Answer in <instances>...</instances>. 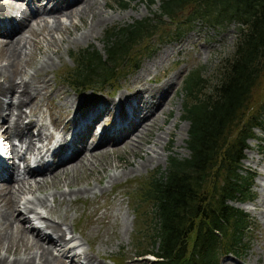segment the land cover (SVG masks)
Instances as JSON below:
<instances>
[{"label":"rangeland","instance_id":"rangeland-1","mask_svg":"<svg viewBox=\"0 0 264 264\" xmlns=\"http://www.w3.org/2000/svg\"><path fill=\"white\" fill-rule=\"evenodd\" d=\"M161 1L153 0V4H149L147 0H129L127 6L122 8L119 6V0H100V5L98 6L100 7L99 12L102 13L103 17L107 16L110 20H107L108 22H105L102 27L94 28L86 41L84 39L83 41L75 40L73 37L77 36V34L79 35L80 31L87 28L89 23L88 19L91 16L88 14L81 18H73L70 26L69 24H67L68 26L66 25V30L54 32L53 36L56 39L59 37L62 38V41H57L49 47L41 39L42 35L37 36L38 33L33 32L38 37L39 43L29 40L25 49L27 61L19 62V68L21 67L22 70L30 74L33 72V67L40 60L43 49L45 51L48 50V53L54 59L53 69L51 68L47 71V77L50 79V91L48 95H45V89L42 91L44 97L40 101L29 103V106L38 115V118H35L37 120L33 126L34 128L30 129L31 133L34 134V132H38L37 130L39 129L41 120L47 123L46 125L49 131H53L52 125L54 122L55 124H57V121L61 122L64 118L62 116L66 112L70 113V118L74 113L71 107V100H69L70 98H80L85 94L97 100L102 97L110 100L118 99L120 93L130 94V86L136 82L133 79L139 74L141 69L150 61L157 59L159 56L162 57L163 52H169L170 54L167 58H163L164 60L160 65H151L150 63L147 68L148 73L143 72L142 76L139 77V80L149 83V81H152V77H155V81H160L164 77L170 78L175 75L177 76V84L174 88L175 95H171L172 97L169 98V101H171L169 106H165L164 111L167 108L168 112H165L164 115H159L157 117V124L154 127H150V130L146 132L145 136L139 140L142 150H148L151 155L156 156L153 162H150L146 167H138L134 170V165L141 164L146 156L143 154V151H134L136 148L132 147V145L135 143L134 141L137 137H134L133 134L127 141L125 140V142L129 143L122 144L123 146L119 147L117 149L118 151L116 150L113 153L105 155L101 154L96 157L97 159L94 158L92 160L94 166L92 164L82 166L74 170L73 173L69 170L72 166L69 164L66 166V169L69 170L66 177L72 181L71 188H76L77 186L86 187L88 190L86 189L83 194L80 193L77 196L63 199L60 192L66 191L68 188L65 184H59L57 186L55 181L53 183L50 181L46 182L38 189L33 187V191L31 190L29 192L25 190L18 194L24 200H32L31 205L42 214H45V209L40 204H36L37 200L35 199L48 197L47 204L49 207H55L61 217L63 215L66 216L64 226L67 228V232L71 231L72 233L66 234V236L68 235L67 238L73 236L76 239L73 242L75 241V244L79 245L75 251L87 252L91 257L94 256V259L90 263L80 259L84 264H97L98 262L101 264H142L144 261L151 259V256L145 258L138 257L141 251L151 248L149 239V234L151 233V214L150 205L138 199L137 189L141 181L150 174L166 169L169 156L186 157L189 154V150L186 147L189 122L182 120L183 106L188 99L183 91L186 75L193 70H199L205 86L204 91L208 93L213 92V87L217 85L223 70L226 68L227 62L232 59L236 49L238 38V24L236 22L227 23L221 27H212L198 22L195 23L192 30L182 34L180 38L173 39L171 35L174 27L180 26L183 23L181 21L183 18L176 17L175 22L164 19V34L168 37L163 38L162 43L158 42L161 37L159 36L160 33L152 37V39L143 40L140 48L135 50L130 58L131 63L124 61L119 65L115 72L117 78L114 82H108L100 86V88L89 90H75L70 87L66 74L74 67L73 60L71 59L73 53L79 49L93 46L101 54H104L103 36L107 30L113 27L124 26L132 23L134 20H141L146 17L155 18V13L158 14V7ZM102 2L105 3L104 6ZM28 5L29 7L32 6L31 3ZM65 21L67 22L68 20ZM31 24L34 25L32 22ZM42 34H45L44 31H42ZM25 35L28 36V33ZM20 36L22 35H18V38ZM149 49L152 52L149 55L142 56L139 60L138 67L131 69L130 66L133 61L143 51ZM53 51H58L59 54H54ZM0 63L3 65L6 64L2 59H0ZM59 87H62V90L66 91L67 102L59 97V92L56 91ZM261 105H264V65L258 86L252 92L251 107L249 112L246 113L247 116L252 115L254 112L259 115L258 109ZM23 110L29 114V108L27 106H23ZM246 119L247 117L245 116ZM45 131L43 130V132ZM169 131H171V134L168 136ZM246 143L248 147L244 151L245 157L242 159L241 164L243 169L249 170L255 175L251 186L253 196L251 200H247L245 203L241 204L235 201L231 204L248 214L249 228L240 239V248L234 253H226L223 250L218 251V264H223L226 260L246 263L250 259L254 262L257 258L256 256L264 252V245L259 244L261 240L260 236L264 230L261 215L258 210V208L264 210V205L263 207L257 206L261 204V198L264 196V190L261 187L262 185L264 186V180L260 177L261 174H264V125L261 128H254L253 138L248 139ZM103 166H108V168L104 169L105 167L103 168ZM132 170L133 172H131ZM123 171L127 172L128 175L125 176L122 174ZM113 173L118 174L117 179H109V175ZM34 177L37 181L40 180V176ZM27 181L29 183L34 182L32 177L31 179H27ZM54 193L56 196L53 200L50 195ZM40 201L43 200L40 199ZM21 210V213L24 214L23 217L33 215V213H27L24 206ZM107 214L110 215L108 216ZM53 219L59 220L61 218L53 215ZM122 222L125 223L127 228L121 227ZM44 225H47V223ZM44 231L46 232L47 230ZM44 231L41 230V234L45 233ZM51 235L54 236L53 234ZM28 238L30 239L31 237L28 236ZM70 244L72 245L73 243L71 242ZM3 247V244L0 245V254L4 253ZM53 253L56 256L58 255V251H54ZM72 253L73 250L66 252L67 257L65 261L67 263ZM12 257V255H9V258ZM259 260L258 264L262 262L261 259Z\"/></svg>","mask_w":264,"mask_h":264},{"label":"trees","instance_id":"trees-1","mask_svg":"<svg viewBox=\"0 0 264 264\" xmlns=\"http://www.w3.org/2000/svg\"><path fill=\"white\" fill-rule=\"evenodd\" d=\"M119 1L122 8L129 2ZM155 14L107 30L104 54L93 46L73 53L67 81L75 90L114 82L119 65L131 63L143 40L160 33L162 43L168 37L164 19L183 18L174 27L173 39L198 22L212 27L238 24L236 49L213 92L204 91L199 70L186 75L183 91L188 99L182 120L189 122L188 156H169L166 169L150 174L137 189L138 199L150 205L151 214V248L138 257H154L142 264H218V251L234 253L249 228L248 214L231 203L242 204L253 196L255 175L243 169L241 161L253 129L264 125V105L259 106V115L246 114L264 65V0H162ZM143 52L131 69L152 50Z\"/></svg>","mask_w":264,"mask_h":264},{"label":"bare ground","instance_id":"bare-ground-1","mask_svg":"<svg viewBox=\"0 0 264 264\" xmlns=\"http://www.w3.org/2000/svg\"><path fill=\"white\" fill-rule=\"evenodd\" d=\"M29 3L32 4V8L29 7ZM99 5L100 0H0V59L6 63L4 65L0 63V142L4 144L8 158L10 159L8 161L9 176L0 178V245H4V253L0 254V264H83L80 259L90 263L94 259V256L91 257L87 252L75 251L79 245L75 244V241L73 242V240H76L73 236L69 238H67L68 235L66 236V234L71 233V231L67 232V228L64 226L66 216L63 215L61 217L55 207H49L47 204L48 197L35 199L37 200L36 204H40L45 209V214H42L31 205L32 200H24L18 194L25 190L30 192L33 187L38 189L42 184L49 181L52 183L55 181L57 186L59 184L66 185L68 189L60 192L63 199L77 196L80 193L83 194L87 189L86 187L77 186L76 188H71L72 181L66 177L68 171L70 170L73 173L79 167L91 165L93 163L92 160L98 155L115 152L119 147L129 143L125 142V140L127 141L133 134L138 139L135 138V143L132 145V147L136 148L134 151H143V154L146 156L141 164L138 165L136 163L137 165H134V170L138 167H146L156 159V156L151 155L148 150H142L139 140L145 136L150 127H154L157 124V117L159 115H164L165 112H168L167 108L166 111L164 110L165 106H169L171 102L169 98L175 95L174 88L177 84V76L164 77L160 81H155V77H152V81H149V83L139 80V77L142 76L143 72L148 73L147 68L150 63L151 65H160L164 60L163 58H167L170 55L169 52H163L162 57L159 56L157 59L150 61L144 66L145 68L141 69L139 74L133 79L136 82L130 86V94L120 93L118 99L110 100L103 97L96 100L85 94L80 98H70L74 116L69 118L70 113L66 112L62 116L64 118L61 122L57 121V124L54 122L56 129L65 134L70 129L68 125L71 124V119L75 117L77 120L80 116L83 118L82 116L86 115L84 114L86 112L91 116L94 115V128L91 127L84 136L76 137L73 141H68V146L71 145L72 147L73 155L70 157L71 161L69 160L67 164L63 161L40 171L32 170L29 166V157L26 154L30 156L31 154H36V158H39L37 163H41L40 166L42 167L43 163H46L44 155L49 150L51 141L55 140V135L51 131L43 132L47 126V123L43 120L39 123L38 132L35 135L31 133L30 129L35 125L37 120L35 118H38V115L29 106V103L40 101L44 97L43 90L46 89L45 95H48L50 91V79L47 77V71L53 67L54 59L48 53V50L45 51L43 49L40 60L33 67V72L28 74L21 67L19 68L20 61H27L26 45L29 43V40L39 43L38 35H42L41 39L46 43L47 47L57 41L61 42L62 38L56 39L53 33L66 30V25L69 24L70 26L73 18H81L88 14L91 16L88 19L87 28L80 31L79 35L77 34V36L73 37L75 40L83 41L84 39L86 41L94 28L102 27L105 22H108L107 20H110L107 16L103 17L102 13L99 12ZM102 5L104 6L105 3L102 2ZM15 19L19 20L15 22ZM65 20L68 21L66 22ZM15 27L16 29H14ZM2 28L4 32L10 31L2 33ZM36 28L38 29L35 30ZM42 31L45 34H42ZM33 32L38 33L37 36ZM26 33H28V36L25 35ZM18 35L22 36L18 38ZM53 53L59 54L58 51H53ZM56 91L59 92L61 99H64L66 102L68 101L67 93L65 90H62V87L57 88ZM5 97L8 99L5 100ZM23 106L29 108V114L23 110ZM26 118L28 122L23 123V120ZM102 118L106 121H101ZM107 120L113 124V128L111 129L113 133H116L119 129L120 132L125 131L121 135L120 141L112 142L97 132L98 125L104 126ZM86 122L89 123L90 121ZM170 134L171 131L168 132V136ZM15 139H18L20 142L19 146L15 143ZM34 139L40 142L41 145L36 146ZM71 147H67L66 145L60 148L58 154L67 151ZM88 147H90V150L87 149ZM14 157H17L19 161L25 162L22 175H19V162H15ZM68 164L72 166L69 170L66 169ZM103 168L107 169L108 166H103ZM35 173H40V180L37 181L36 178H33L34 182L29 183L27 181L28 176ZM122 174L128 175L124 171ZM59 175L62 178H58ZM117 177V173L109 175V179L112 180L117 179ZM260 177L264 180V174H261ZM261 187L264 190V186L262 185ZM50 196L54 200L56 195L54 193ZM40 199L43 201H40ZM263 205L264 196L261 198V204L257 206L263 207ZM23 206L27 213H34L33 219L30 215L23 217L24 214L21 213ZM258 210L264 230V210L259 208ZM52 213L61 219H53ZM107 215L109 216L110 214ZM31 221L41 222L42 228L49 230L50 235L41 234L40 231H36V228L32 227L33 229H31L28 227ZM46 223L47 225H44ZM121 227L127 228L124 222L121 223ZM28 236L31 238L29 239ZM260 239L259 244L263 246L264 232L260 236ZM71 242L73 243L72 245L70 244ZM72 250L73 253L70 254L71 258L67 263L65 261L67 257L66 252ZM54 251H58L57 256L54 255ZM263 254L256 256L257 258L254 262L248 258L249 260L246 263L226 260L223 264H258L259 259L262 260L259 264H262L264 263ZM9 255L13 257L9 258ZM97 264L101 263L98 262Z\"/></svg>","mask_w":264,"mask_h":264}]
</instances>
